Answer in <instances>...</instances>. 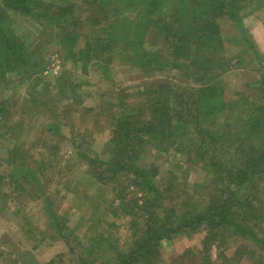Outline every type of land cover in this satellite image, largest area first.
Wrapping results in <instances>:
<instances>
[{
	"label": "rangeland",
	"instance_id": "rangeland-1",
	"mask_svg": "<svg viewBox=\"0 0 264 264\" xmlns=\"http://www.w3.org/2000/svg\"><path fill=\"white\" fill-rule=\"evenodd\" d=\"M44 1L77 6L82 18L100 17L102 11V6L93 9L83 0ZM169 1L161 7L159 25L157 20L144 22L147 50L163 49L166 23L173 26L168 30L174 39L190 44L189 52L195 57L192 47L198 37L219 35L224 50H211L212 43L206 56L229 61L206 79L221 81L224 100L234 103L228 115L233 119L215 124L204 118L199 121L202 133L195 132V141L211 135L207 141L213 151L218 135L228 138L229 133H236L246 115L257 111L262 117L252 99L260 93L264 74V0L241 3V24L215 6L214 17H205L204 25L203 21L196 24L197 15L189 11L192 6L181 13L171 12L177 7ZM8 13L14 35L31 54L29 64L0 80V109L4 111L0 114V264H80L79 259L85 260L81 264L113 263L115 251L129 252L143 236L137 223L143 215L137 207L144 208L147 198L134 174L114 179L105 166L112 158L111 123L121 114L137 115L136 107L143 104V94L151 84L171 83L174 86L168 87L186 98L189 86L194 85V79L187 78L186 65L182 66L187 60L179 57L175 67L153 73L128 65L123 54L97 52L84 68L75 55L86 44V36L102 27L85 24L75 36V26L66 32V21L48 23ZM184 29L187 36L176 32ZM258 127L244 130L245 142L237 152L264 154V128ZM188 128L195 131L192 125ZM234 148H216L215 152L231 166ZM133 158L140 168L151 170L152 182L166 196L165 202L157 201L160 205L152 198L148 216L158 210L159 218L166 221L171 208L178 216L191 207L204 210L213 203L214 189L207 186L210 175L194 158L174 149L160 152L150 144L136 149ZM248 190H240V199H231L228 210L251 233L219 218L206 221L163 238L154 264H264V173L253 179Z\"/></svg>",
	"mask_w": 264,
	"mask_h": 264
},
{
	"label": "trees",
	"instance_id": "trees-1",
	"mask_svg": "<svg viewBox=\"0 0 264 264\" xmlns=\"http://www.w3.org/2000/svg\"><path fill=\"white\" fill-rule=\"evenodd\" d=\"M243 1L245 0H171L169 4L179 9L170 10L171 12L179 13L183 12V8L192 6L189 11L197 15L196 24H201L205 17H214L212 13L215 6H218L221 11L231 14L234 21L241 24L239 13H241ZM166 3L168 0H83V4H87L88 7L101 8L102 6V11L99 14L100 17L82 18L77 6L74 7L72 4L55 6L44 0H0V80H5L8 73L29 64V54H31L26 44L14 35L9 11L18 12L39 21H48V23L66 21V32L75 26V36H77L76 31L83 29L85 24L93 23L102 27L93 36H86V44L79 49V54L75 55V61L81 62L84 68L95 56H98L97 52L109 53L113 51L115 54H123L126 56L124 61L127 64L131 63L132 67L153 73L160 68L177 65L180 61L179 57L182 60L185 58L183 61L187 60V62H183L182 66L186 65L187 78L194 79V85L189 86L186 98L183 94H177L172 87H168L171 83L151 84L143 94V104L140 103L136 107L137 115L121 114L119 117H114L111 123L112 126L114 125L109 140L111 144L109 152L112 158L105 162V166L112 172L114 179L116 177L123 178V175L126 176L125 179H128L130 173L134 174L135 179L141 181L137 186L144 193L147 201L144 208L137 207L138 214L143 215L141 222H137L143 230V236L135 240V244L129 252L115 251L112 258L113 263L110 261L109 264H154L155 259H158L159 242L167 235L194 225H201L206 221L211 223L216 218L225 222L229 221L235 228L245 231L244 233H251L247 232L237 218L235 221L232 211L228 210V205L231 199H240V190L246 189L247 191L253 179L264 173V154L237 152L245 142V139L241 137L245 133L244 130L249 128L248 130L251 131L256 126L264 128L263 120H261L264 118V100L259 98H264V74L261 85H259L260 93L252 99L255 102L254 110L262 112V117L259 118L257 111H254L246 115L243 126L238 127L236 133H229L228 138L218 135L215 139L216 148H221L222 151L231 145L235 147L232 152L235 156L231 158L232 165L229 166L225 161L219 160V156L215 152L216 148L213 147V151L210 150L211 144L207 140L211 135H201L195 141L197 137L195 132L202 133L203 123L201 125L199 121L203 122L204 118L208 121L214 120L215 124L216 122L221 124L225 120L231 122L233 119V117L228 118V115H230V108L234 103L230 104L226 102V99L224 100L225 94L221 81L213 78L212 80L206 79L211 72L220 70L223 63L229 62L223 58L214 61L209 58L210 56H206L212 43H215V47L211 50L219 51V53L224 50V46L221 45V37L219 35L214 38L206 35L198 37L192 47V51L197 55L195 57L191 56L189 52L190 44L182 43L183 39L180 38L174 39L168 30L173 26L164 23L163 49L155 52L147 50L142 32L144 22L152 23L157 20V25H159L163 21L161 7ZM210 3L213 5L211 6ZM112 7L119 9L116 10ZM89 10L92 12V9L89 8ZM119 10L122 14H119ZM132 12L134 15L130 16ZM74 13L75 16H73ZM120 17H122L121 23H118ZM65 25L63 26L64 31ZM176 32L187 36L185 29L176 30ZM165 37H167V41ZM75 41L77 42V38ZM194 68L199 70L196 74L191 75L192 71V74L194 73ZM2 112H4L3 109H0V114ZM218 120L221 121L218 122ZM190 125L195 128V131L192 132L188 128ZM225 126L229 128L228 123ZM250 126H252L251 129ZM239 135L240 137H238ZM236 142L240 143L236 144ZM146 144L152 145L155 150L160 152L174 149L181 154H186L189 158H194L193 162L196 164L203 165L206 168V173L210 175L207 186L214 189L213 203H210L204 210L197 211L196 208L191 207L185 214L178 216L171 208L172 210H168L169 216L166 221L159 218L158 210L148 216L146 210L152 205V198L154 203L160 202V200L165 202L166 196L160 194L159 188L152 182L151 170L140 168L136 165L138 156L136 159L133 158L135 150H141ZM232 153L231 155H233ZM189 158L187 160L191 163ZM123 193L124 191L121 190L120 195ZM117 196L120 197L119 194ZM158 202L157 204H159ZM78 261L80 264L85 262L83 259ZM87 263L89 262L87 261Z\"/></svg>",
	"mask_w": 264,
	"mask_h": 264
}]
</instances>
